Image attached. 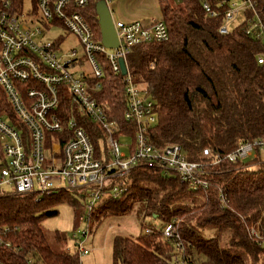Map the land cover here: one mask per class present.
Returning a JSON list of instances; mask_svg holds the SVG:
<instances>
[{"label":"trees","instance_id":"trees-1","mask_svg":"<svg viewBox=\"0 0 264 264\" xmlns=\"http://www.w3.org/2000/svg\"><path fill=\"white\" fill-rule=\"evenodd\" d=\"M158 2L168 39L135 45L126 57L132 79L144 85L146 96L155 104L157 120L148 130L149 142L178 144L187 160L205 161V148L224 155L240 141L264 139V29L258 35L247 32L242 22L220 34L221 17L207 16L200 0ZM95 3L90 0L82 13L99 38ZM256 4L264 27V0ZM20 7L18 0L16 9ZM101 62L104 74L95 98L124 136L129 133L133 140V122L124 118V75L113 73L104 59ZM83 125L92 142L99 144L97 127L89 120H83ZM121 136L117 134L118 139ZM260 151L256 158L223 159L209 167L213 173L206 189L189 190L177 174L137 167L128 176L125 195L104 199L92 209L89 232L91 221L123 214L138 201L142 214L161 220L159 229L176 221L180 246L161 232L116 236L115 264H172L180 253L189 264H264V247L249 233L251 227L261 233L264 228ZM85 199L82 190L0 195V236L6 243L0 246V264H24L29 257L33 264H80L76 250L64 247L67 237L58 232L49 235L42 221L56 214L63 202L79 208L83 220ZM208 229L210 234L204 232Z\"/></svg>","mask_w":264,"mask_h":264},{"label":"built area","instance_id":"built-area-1","mask_svg":"<svg viewBox=\"0 0 264 264\" xmlns=\"http://www.w3.org/2000/svg\"><path fill=\"white\" fill-rule=\"evenodd\" d=\"M17 2L0 0V185L10 188L0 190V195L82 190L86 228L72 235L79 257L88 253L84 241L92 209L104 199L125 195L133 169L148 167L177 174L189 190L206 189L213 173L209 167L223 159L256 158L258 151L264 150V139H253L238 142L224 155L205 148V161H189L178 144L153 145L147 133L157 120L155 104L128 69L124 75V118L133 122L135 133L131 143H121L117 134L124 136L123 132L95 98L104 74L101 59L110 64L113 73L120 72L119 58L126 64L133 46L168 39L164 22L114 21L118 46L108 48L82 13L90 0H31L28 10H24L23 0L16 9ZM200 2L207 16L221 17L220 34L242 22H246L247 32L258 35L264 29L256 0ZM46 24L62 27L75 37L78 47L63 50L59 40L38 41ZM83 120L101 132L99 144L92 142ZM219 199L224 203L222 190ZM175 222L169 221L161 229L147 226L144 232H161L179 247ZM249 233L264 247V228L261 233L251 227ZM0 246H6L1 236ZM33 263L29 257L24 264ZM172 263L189 264L183 253L175 255Z\"/></svg>","mask_w":264,"mask_h":264},{"label":"rangeland","instance_id":"rangeland-1","mask_svg":"<svg viewBox=\"0 0 264 264\" xmlns=\"http://www.w3.org/2000/svg\"><path fill=\"white\" fill-rule=\"evenodd\" d=\"M30 5L31 0H23L24 10H28ZM107 6L113 22L140 21L147 23L151 20H159L161 17L158 0H108ZM240 19L241 15L237 20ZM32 24L34 26V23ZM42 26V35L36 38L38 41L55 42L61 39L60 47L63 50L78 47L75 37L67 33L62 27L47 24ZM139 85L141 88H145L144 85ZM120 142L129 144L131 137L121 136ZM259 154L260 160L264 161V150H261ZM1 165L2 157L0 154V167ZM2 189L10 190L9 185L6 184L0 185V190ZM56 208L57 213L45 217L42 221V227L49 235L58 232L66 236L67 242L64 247L73 251L75 246L72 235H79L80 231L86 228V221L81 220L80 209L67 202L58 204ZM140 208V203L136 201L123 214H108L100 216L96 221H91L89 235L84 241L88 253L80 257V264H115L112 258V246L116 236L135 238L144 232V227L152 226L159 229L162 226L160 219L142 214ZM204 232L210 234L211 229Z\"/></svg>","mask_w":264,"mask_h":264},{"label":"water","instance_id":"water-1","mask_svg":"<svg viewBox=\"0 0 264 264\" xmlns=\"http://www.w3.org/2000/svg\"><path fill=\"white\" fill-rule=\"evenodd\" d=\"M95 12L97 15L101 42L108 48L117 47L118 38L105 0L96 1ZM119 66L121 74L125 75L127 73V67L123 58H119Z\"/></svg>","mask_w":264,"mask_h":264},{"label":"crops","instance_id":"crops-1","mask_svg":"<svg viewBox=\"0 0 264 264\" xmlns=\"http://www.w3.org/2000/svg\"><path fill=\"white\" fill-rule=\"evenodd\" d=\"M249 165H251V163Z\"/></svg>","mask_w":264,"mask_h":264}]
</instances>
